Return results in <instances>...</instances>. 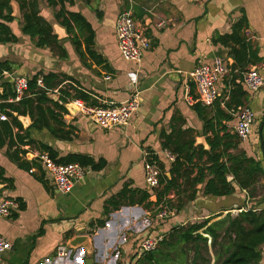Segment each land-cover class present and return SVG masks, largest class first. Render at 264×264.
Here are the masks:
<instances>
[{
	"label": "crops",
	"instance_id": "0c3cea01",
	"mask_svg": "<svg viewBox=\"0 0 264 264\" xmlns=\"http://www.w3.org/2000/svg\"><path fill=\"white\" fill-rule=\"evenodd\" d=\"M34 1L38 3L41 17L54 27L58 49L38 48L36 41L22 32L27 5ZM54 1L58 2L55 6L49 0H11L15 20L8 25L16 40L0 43V64L7 63L11 68L5 71L28 82L36 75L54 74L62 81L59 88L74 85L101 105L94 107L121 104L134 95H138L140 107L128 125L112 130H103L82 112L72 116L67 110L62 113L65 127L60 135L54 136L46 129L31 132L32 138L48 144L59 157L79 154L96 163L105 162L100 170L85 167L87 173L70 194L61 193L38 162L37 155L42 152L30 146L22 147L27 151L21 155L22 160L30 163L36 160L40 166L29 172L11 160L6 147L0 148L4 178L13 182L1 181L0 192L20 204V210L11 218H0V236L12 246L0 256L3 263L138 264L143 255L141 244L147 238L168 237L174 227L205 221L211 225L228 215L235 218L242 212H264V174L260 172L249 180L247 188L229 176L233 188L229 196L206 195L208 180L196 187L199 193L193 200L188 199L187 192L172 194L175 216L170 220L157 218L161 205L157 206V197L147 186L145 177L146 154L157 157L166 171L174 163L168 155L171 152L162 149L163 134L195 140V146L210 150L207 139L212 134L204 133L205 119L200 116V109L194 108L199 103L196 102L198 92L188 76L197 67L213 65L218 58L227 63L230 72L217 85L220 97L214 105L200 104L207 109L210 119L215 116L218 104L231 113L233 121L223 122L231 135H236L241 109L253 110L252 135L245 141L239 138V149L229 152L255 160L264 170V87L250 91L243 79V74L250 69H257L264 77V0H201L198 3L64 0L67 12L80 14L84 19L82 29L74 26L73 34L57 23L55 14L61 10V4L59 0ZM123 12L132 15L151 43L139 64L126 61L119 50L117 19ZM238 26H241L239 30ZM235 33L237 41L221 40ZM91 39L90 49L102 63L88 53L87 42ZM3 83L14 89L10 80L3 79L1 93ZM239 88L246 95L239 98L236 92L234 102L242 105L228 112L226 103H232L231 93ZM58 91H52L49 97L59 101ZM14 116L21 117L17 113ZM188 167L193 171L190 180L194 179L198 170L195 165ZM123 190L151 196L144 204L132 205L128 192L127 199L116 209L121 202L113 199ZM21 204L25 206L23 210ZM103 221L105 225L101 226ZM203 231L200 234L209 239L208 247L215 264L211 237ZM79 236L88 238L89 248L78 247L69 258H59L58 248ZM260 264H264V245Z\"/></svg>",
	"mask_w": 264,
	"mask_h": 264
},
{
	"label": "trees",
	"instance_id": "16d2710c",
	"mask_svg": "<svg viewBox=\"0 0 264 264\" xmlns=\"http://www.w3.org/2000/svg\"><path fill=\"white\" fill-rule=\"evenodd\" d=\"M59 3L61 4V10L55 14L57 23L61 27H65L69 34H73L74 26L82 29L83 17L80 14L67 12L63 5L64 0H59ZM49 4L55 6L58 2L49 0ZM27 8V12L24 13L22 32L33 38L38 48L58 49V36L55 34L52 24L41 17L38 3L36 1L31 2L27 5ZM12 14L11 0H0V43H9L16 40L8 25L15 20ZM240 28L241 26L237 27L238 30ZM223 39L237 41V33L234 36L221 38V40ZM92 41L91 39L87 42L88 53L95 61L102 63V59L90 49ZM59 53L62 54L63 50H59ZM0 69L10 70L11 68L7 63H1ZM39 81L42 85H39ZM61 84V79L54 74L36 75L29 80V88L25 97L17 103L8 102V100L16 98L13 87L6 83L2 84L0 116L5 114L8 120H0V148L6 147L11 160L29 172L39 164L36 160H33L32 163L22 160L21 155L27 154V151L22 149L23 146H30L42 153L47 152L58 164L79 163L84 167L100 170L105 166V162L96 163L94 159L79 154L59 157L58 152L52 147L31 136L33 130L43 129L48 130L54 136L63 133L62 127H65V123L62 113H67L65 104L71 102V100L79 99L89 106H101L90 95L74 85L59 88ZM56 89L59 90V101H54L49 97V94ZM236 92L239 98L246 95L242 88L233 91L231 100L235 105L226 103L228 112L235 111L242 105V102H234ZM218 105L216 114L211 119L207 117L205 107L200 103L194 105L195 109H200V116L205 119L204 133L206 135L212 134L207 139L210 150H205L202 145L195 146V140L187 141L181 139L180 135L178 138H174L172 135L163 134L162 149L170 151L176 158L167 171L162 164H159L162 171L161 186L159 189L152 191L157 197V206L162 204L170 210H174L175 207L170 199L172 194L178 195L187 192L188 199L193 200L199 193L196 187L205 183L206 180H208L204 190L206 195L229 196L233 193L231 183L228 181L229 176H233L243 188H247L251 178L253 179L259 172L264 174L260 163H256L255 160L247 158L243 154L229 152L231 149H239L241 140L238 136L231 135L226 124H223V122L233 121V115L222 110L220 104ZM14 113H17L18 116L31 117L33 124L28 129H24ZM15 130H17L16 133ZM151 156V158L158 161L157 157ZM190 165H195L198 170L194 179L191 180L190 176L193 171L189 169L188 166ZM181 179L184 180V183H180ZM40 180L43 181V179ZM1 181L13 183L4 178V169L0 166ZM188 185L190 187H187ZM128 192L131 193L129 202L132 205L144 204L151 196L149 193L140 194L138 191L123 190L113 199L121 202L117 204L116 209L123 204L124 199H127ZM24 208L25 206L21 204V210ZM14 217L16 218L17 215ZM209 222L174 227L168 237H165L154 251L143 253L138 264H212L208 247L209 239L200 234L202 230H204V234L211 237V248L214 251L215 264H260L264 245L263 211L242 212L235 218L228 215L225 219L211 225H209ZM104 225L105 221L101 223V226Z\"/></svg>",
	"mask_w": 264,
	"mask_h": 264
},
{
	"label": "built area",
	"instance_id": "2783aa9c",
	"mask_svg": "<svg viewBox=\"0 0 264 264\" xmlns=\"http://www.w3.org/2000/svg\"><path fill=\"white\" fill-rule=\"evenodd\" d=\"M188 3H198L201 0H183ZM117 39L119 50L122 57L129 62L141 63L145 51L151 48L150 40L146 37L144 30L137 24L130 13H121L117 19ZM230 72L227 63L218 58L213 65H203L197 67L188 76L189 80L194 84L198 99L196 102L201 103L206 107H211L220 97L218 83L223 80ZM8 79L14 86L16 98L11 99L12 102H18L25 97L29 82L25 78H20L11 75L10 72L0 69V81ZM244 83L250 91H258L264 87V77L257 69H250L243 74ZM110 80V77H107ZM39 85L41 81H39ZM86 115L90 121L102 128L103 130H112L116 127L128 125L134 113L140 107L138 95H134L129 101L121 104L112 103L108 107H93L88 106L78 100L72 101ZM1 121H7L8 117L5 114L0 116ZM255 122V114L250 107H244L238 113V123L235 131L236 135L241 140H247L253 133V125ZM172 162L175 157L168 152ZM150 154L145 155V177L149 189L155 190L160 188V177L162 171L159 162L151 158ZM155 157V156H154ZM37 160L42 164L44 169L54 180L57 189L63 194H70L73 191L75 184L82 179L87 173V169L79 163L58 164L48 153H40L37 155ZM33 172V171H31ZM20 210V204L17 201L7 198L0 192V218H11ZM175 216V212L170 210L165 205L158 209L157 218L165 220ZM165 239L164 236L155 235L145 239L141 244V252H152ZM12 246L4 237L0 236V256L11 250ZM74 248L60 246L58 248L59 258H69ZM0 264H4L0 257Z\"/></svg>",
	"mask_w": 264,
	"mask_h": 264
},
{
	"label": "water",
	"instance_id": "95a60500",
	"mask_svg": "<svg viewBox=\"0 0 264 264\" xmlns=\"http://www.w3.org/2000/svg\"><path fill=\"white\" fill-rule=\"evenodd\" d=\"M58 100V98H56ZM65 108L70 112V114L72 116H76L80 109L77 105H75L74 102H69L67 104H65ZM20 121L23 123L25 129H28L30 126H31V120L29 118V116H21L19 117ZM88 238L87 237H84V236H79L77 238H75L74 240H72L68 246L70 248H78V247H83L85 249H88L89 246L86 244L88 243Z\"/></svg>",
	"mask_w": 264,
	"mask_h": 264
},
{
	"label": "rangeland",
	"instance_id": "374dc122",
	"mask_svg": "<svg viewBox=\"0 0 264 264\" xmlns=\"http://www.w3.org/2000/svg\"><path fill=\"white\" fill-rule=\"evenodd\" d=\"M168 220H170V219H168ZM213 252H214V251H213ZM212 264H214L213 261H212Z\"/></svg>",
	"mask_w": 264,
	"mask_h": 264
}]
</instances>
